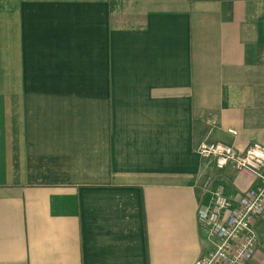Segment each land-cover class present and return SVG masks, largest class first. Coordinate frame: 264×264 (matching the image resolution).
Here are the masks:
<instances>
[{
    "label": "crops",
    "instance_id": "obj_1",
    "mask_svg": "<svg viewBox=\"0 0 264 264\" xmlns=\"http://www.w3.org/2000/svg\"><path fill=\"white\" fill-rule=\"evenodd\" d=\"M205 139L264 143V0H0V264H193Z\"/></svg>",
    "mask_w": 264,
    "mask_h": 264
},
{
    "label": "built area",
    "instance_id": "obj_2",
    "mask_svg": "<svg viewBox=\"0 0 264 264\" xmlns=\"http://www.w3.org/2000/svg\"><path fill=\"white\" fill-rule=\"evenodd\" d=\"M198 152L220 170L251 173L254 183L235 199L215 192L212 204L200 207L199 221L211 248L193 264H247L260 246L256 227L264 217V143L241 150L205 139Z\"/></svg>",
    "mask_w": 264,
    "mask_h": 264
},
{
    "label": "rangeland",
    "instance_id": "obj_3",
    "mask_svg": "<svg viewBox=\"0 0 264 264\" xmlns=\"http://www.w3.org/2000/svg\"><path fill=\"white\" fill-rule=\"evenodd\" d=\"M210 171L204 175L202 179V185L206 192L215 191L220 185L224 183V180L233 174L234 170L231 168L218 170L216 168L209 169ZM228 170V171H227ZM207 184V185H206Z\"/></svg>",
    "mask_w": 264,
    "mask_h": 264
}]
</instances>
